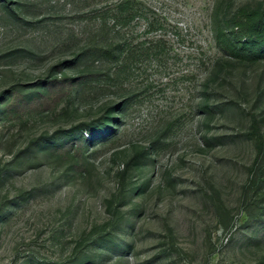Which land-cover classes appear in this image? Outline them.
Listing matches in <instances>:
<instances>
[{
	"label": "rangeland",
	"instance_id": "374dc122",
	"mask_svg": "<svg viewBox=\"0 0 264 264\" xmlns=\"http://www.w3.org/2000/svg\"><path fill=\"white\" fill-rule=\"evenodd\" d=\"M120 1L0 0V264H264V0H136L142 46L72 62Z\"/></svg>",
	"mask_w": 264,
	"mask_h": 264
},
{
	"label": "trees",
	"instance_id": "16d2710c",
	"mask_svg": "<svg viewBox=\"0 0 264 264\" xmlns=\"http://www.w3.org/2000/svg\"><path fill=\"white\" fill-rule=\"evenodd\" d=\"M141 4L136 0H121L118 4L101 11L96 16H101L102 20L105 21L103 27H96L91 29L86 35V40L84 46L79 49L76 54H74V60L72 62L77 63L82 59L92 58L95 62H114L120 57V53L124 50H128V55L132 54V50L137 49L138 46H142L143 43L134 45L133 35H131V30L127 28L129 32L126 37L121 38V29L117 28L118 24L130 26L132 20L141 11ZM116 10V12H115ZM113 11L115 15L109 16V12ZM110 17V18H109ZM92 18V16H91ZM111 19V20H110ZM107 21H111L110 26ZM236 30L232 31V38L228 39V42L232 47L238 50L244 56L255 55V45L258 50L263 51L264 49V12L255 11L249 13L248 11H242L235 21ZM109 26V27H108ZM159 27V22L157 20H152L150 22L149 30L156 29ZM243 42L242 47H237L232 41ZM244 40V41H243ZM167 46V39L164 36L153 37L149 40L148 46H143L141 49L145 48L147 53L154 54L158 56ZM110 71V69H109ZM106 79H111L109 73L106 74ZM90 75H82L79 79H75V83L85 84L89 81ZM98 79V78H96ZM63 84L66 86H71L73 84L71 79L63 78L59 80H53L50 84Z\"/></svg>",
	"mask_w": 264,
	"mask_h": 264
}]
</instances>
